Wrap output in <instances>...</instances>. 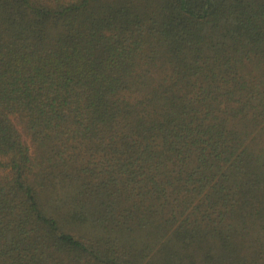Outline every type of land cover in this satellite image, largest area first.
<instances>
[{"label": "trees", "instance_id": "16d2710c", "mask_svg": "<svg viewBox=\"0 0 264 264\" xmlns=\"http://www.w3.org/2000/svg\"><path fill=\"white\" fill-rule=\"evenodd\" d=\"M0 264H264V0H0Z\"/></svg>", "mask_w": 264, "mask_h": 264}]
</instances>
